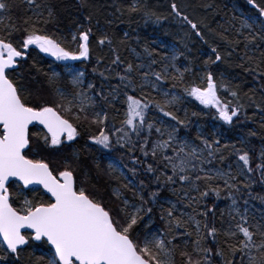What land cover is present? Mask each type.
Returning <instances> with one entry per match:
<instances>
[{"label":"trees","instance_id":"1","mask_svg":"<svg viewBox=\"0 0 264 264\" xmlns=\"http://www.w3.org/2000/svg\"><path fill=\"white\" fill-rule=\"evenodd\" d=\"M6 2L10 5L11 11L4 15L5 20L3 24H0V35H4L3 28L5 24L10 23V17L11 23H14L21 31L14 32L11 36L4 35V38L11 40L14 46L22 51L23 27H25L23 24L24 5L22 0H6ZM37 2L53 6L56 20L44 28L51 38L65 43L62 45L65 48H73L72 32L78 36L79 32L91 29L88 41L89 59L79 61L77 65L84 70L87 82L93 85L90 92L94 97L96 109H102L108 114L107 124L113 147L105 150L98 145L91 146V136L98 135L100 126L91 125L83 120H74L70 115L58 109L61 115L70 119L77 127L79 135L75 140L68 141L64 145L61 144L54 148L44 147L42 137L45 133L40 129H30L31 146L33 149H38L35 158H43L49 163L55 175L63 170L65 162H70L75 169L78 186L83 182L82 186L88 193L101 200L104 206L111 209L114 214L123 205L112 195L113 189H120L123 198H126L130 204L139 205L141 201L134 197L131 190L123 188L122 185L131 183L139 188L144 200L149 201L147 206L153 207V211L146 215L138 225L141 235L156 228L160 233H164L166 238L171 239L173 233H169L166 221L161 220V214L163 209H169L175 205L174 216L180 217L183 213L184 220H187L189 215L195 216L196 220L201 221L202 233L206 232L203 227L205 223L217 229L215 243L212 237H207L205 241L206 246L213 249L212 255L208 258L210 264H224L225 258L233 259L227 255L224 241L225 233L229 230H236L235 225L240 221V216L234 209H238L240 213L246 212L249 224L254 225L264 221V183H262L264 177L260 175L259 170H256V164L260 162L261 151H264V76L259 75L264 71V38H261L264 33V24L261 25L262 30L259 31L254 30L253 25L251 28L242 27L246 17H257L261 22L262 17L259 16L257 10L249 5L247 0H86L83 5L81 0H37ZM257 2L264 4V0H257ZM173 3L179 7L182 14L198 24L204 36L203 40L195 37L194 34L191 37L186 35L192 33V30L187 23L172 13ZM133 4L137 6L138 11H129ZM146 12L153 15L146 16ZM157 17H159L158 20ZM102 38L105 39L103 45L99 43ZM211 47H216L224 59L206 67L204 62L209 56L215 59V53L211 52ZM145 49L152 55L149 56ZM169 49L176 54L177 69L184 72L183 84L173 87L174 82L171 77L178 73L172 70L167 72V79L162 82H156L155 77L151 76L149 79L180 97L171 110L182 120L187 115L186 126L175 125V121L163 117L154 107L148 112V122L157 123L158 120H165L175 125L179 131L176 133L177 140L173 143L174 147L178 142H188L193 144L192 146L198 151L204 150L203 156L210 159L211 163L206 162L201 165L204 172L191 173L193 179L197 174L203 176L209 173L214 176L217 170L235 174L237 165H242V162L237 159L235 150L248 152L254 171L251 175L246 172L243 176H237L236 180L232 181L239 186V193L235 189H227L223 180L214 179L207 183L219 187L220 196L209 193L199 204L193 202L189 205L188 200L198 196L199 193L189 190L185 196V189L189 188L187 184L181 185L179 181L175 184L164 183L166 177L172 174L171 169L164 168L163 162H158L159 157L153 159L151 154L145 157L141 153L139 144L148 135L147 131L137 137L128 129L135 145L133 151L120 148L115 144L117 137L122 135L115 130L122 126L121 121L126 111V105L123 103L125 89L119 77L128 75L139 83L145 72H163L166 66V56L170 55ZM117 57L119 58L118 63H113ZM153 60L156 61L155 64H152ZM46 62L45 58L37 54L35 47H29L26 59L19 60L16 71L12 73V78L17 82L18 87L24 90L23 95L27 97L26 103L37 107L40 105L55 107L59 102L54 88L49 85ZM129 64L133 65V71L125 73ZM137 65H143V67L137 68ZM56 67L58 71H61L59 64ZM185 68L190 71L185 72ZM250 69H255V71ZM206 71L214 74L218 84L223 79L228 88L238 93L237 97H232L222 88L219 89L217 95L222 103L231 101L230 107H236L239 101L244 105L240 108L238 117H234L231 124L220 120L214 108L204 107L183 91L184 87L191 86L205 88L207 85ZM64 76L60 72L56 87L74 92V88L70 87L68 79ZM114 90L117 95L115 100L112 99ZM144 92L155 96L157 100H163L162 96L152 92L150 88H145ZM129 94L139 96L140 89L137 88L135 93L129 90ZM103 97H107V100ZM194 112L198 115H192ZM157 126H159L158 123ZM148 138L149 152L152 141L167 139L166 136L158 137L154 129ZM201 140H207L213 145V149H219V151L215 152L212 157H208V150L204 149ZM216 141H219V144H216ZM167 154L172 155V150L169 149ZM30 155L33 154L30 153ZM105 156L118 164L123 175H118L107 167ZM133 161L136 162L133 163ZM149 164L157 169L155 173H149L146 170ZM130 169H135V175ZM208 169L212 172H207ZM157 176L160 177L159 181L156 179ZM85 177H87L86 182ZM205 183L203 180L197 182L202 191L205 190ZM245 183L251 186L245 188L243 187ZM152 192H159L157 198L159 202L155 205L150 202ZM229 196L236 200L235 205L232 204ZM12 197L13 207H16L21 197L13 194ZM41 197L49 200L37 190L32 201L40 202ZM198 213H206V215ZM148 218L152 220V224L145 228V221ZM186 227L189 232H192L191 236L183 235L184 228L174 229L177 239L173 243L179 245L175 253L176 264H182L185 258L180 255V252L182 250L191 252L192 241L196 238L195 225L189 222ZM251 230L254 231V229ZM238 236L243 239L242 234L238 233ZM256 239L258 240V237ZM230 242L236 243L237 241ZM217 247L225 249L224 258L215 255ZM32 249L48 250L44 242L33 244L29 240L20 252L19 259L12 256L8 262L11 264H43L37 256L31 254ZM203 255V253L200 254L201 257ZM249 255L256 256L258 259L260 253L253 250ZM193 258H197L195 254ZM247 259L248 256H245V262ZM234 261L235 264H241L240 253L236 254Z\"/></svg>","mask_w":264,"mask_h":264},{"label":"snow or ice","instance_id":"2","mask_svg":"<svg viewBox=\"0 0 264 264\" xmlns=\"http://www.w3.org/2000/svg\"><path fill=\"white\" fill-rule=\"evenodd\" d=\"M247 2L257 10L260 17L264 18V4L258 3L257 0H247ZM22 3L25 13L22 47L25 51L22 52L14 46L11 40L4 38V35L11 36L14 32L21 31L14 23H11L10 17V23L3 28L4 35H0V261H7L12 256L19 259L20 252L23 250L21 246L27 245L29 240H32L46 242L51 246L46 257L38 258L43 264H176L175 253L179 245L173 243L177 239L174 229L184 228L183 235L191 236L192 232H189L186 227L191 222L195 225L196 238L192 241L191 252L187 250L180 252V255L185 258L182 264H210L208 258L212 255L213 249L207 247L205 241L207 237H212L213 243H215L217 236L215 227H209L205 223L203 227L206 232L202 233L201 221L196 220L192 215L184 220L183 213L180 217L174 216L175 205H173L169 209H163L161 214V220L166 221L169 233H173L171 239L166 238L164 233L151 232H144L141 237L138 225L146 215L153 211V207L147 206L149 201L144 200L139 188L131 183L122 185L123 188L131 190L134 197L141 201L139 205L130 204L126 198H123L120 189H113L112 195L123 205L114 214L111 209L104 206L101 200L88 193L82 186L83 182L78 186L75 169L70 162H65L63 170L58 171L57 176L43 158H35L38 149H33L31 146L29 125L38 123L46 130V134L42 137L44 147H58L63 143L62 137H66L67 141H73L79 135L77 127L70 119L61 115L59 110L67 113L74 120H83L91 125L100 126L98 135L91 136L93 144L110 150L113 147V141L107 124L108 114L102 109L96 110L92 97L82 90L75 92L74 96L69 99L64 90L56 87L58 73H53L49 77V85L54 88L55 94L59 97V102L55 107L47 105L37 107L26 103L27 97L23 95L24 90L18 87L17 82L12 78V73L18 67V58H26L25 52L29 46L34 45L40 52L54 57L57 61L87 60L89 59L88 41L91 29L79 32L78 52L71 48H65L61 41L51 38L44 28L56 20L53 6L47 3H38L37 0H22ZM85 3L86 0H81L82 5ZM171 10L176 17L190 26L192 33L186 35L191 37L194 34L195 37L204 39L198 24L187 15L182 14L175 3L171 5ZM10 11V5L6 0H0V15L8 14ZM45 11L47 12L46 16ZM129 11L136 12L138 8L133 4ZM29 12L31 15H27ZM145 15L153 14L146 12ZM158 19L159 17H157ZM242 27L251 28L252 25L245 22ZM261 38H264V33ZM72 41L77 42L75 33L72 35ZM99 43L105 44V39H100ZM109 43L111 42L109 41ZM145 52L149 56L152 55L147 49ZM211 52L215 53V59L213 60L209 56L208 60L204 62L206 67L224 59L216 47H211ZM172 59L175 60L176 57L173 56ZM118 61L117 57L113 63H118ZM155 63L156 61L153 60L152 64ZM136 67H143V65ZM65 68L71 76L72 86L79 88L83 83L84 73L75 72L74 74V69L70 65H65ZM250 70L255 71V69ZM132 71L133 65L129 64L125 73ZM176 71L178 74L171 77L174 82L173 87L183 84L184 81V72H180L179 69ZM184 71L187 72L190 69L185 68ZM259 75L264 76V71ZM150 76L155 77L156 82L164 81L167 79V65L163 72H145L139 83L128 75L119 77L125 89L123 103L126 105V111L124 119L121 121L122 126L115 130L122 133L117 137L115 144L120 148L133 151L135 145L128 129L137 137L147 131L148 135L139 144L141 153L145 157L151 154L153 159L159 157L158 162L162 161L164 168L171 169L172 174L166 177L164 183L175 184L179 181L181 185L187 184L189 188L185 189V196L189 190L199 193L198 196L188 200L189 205L193 202L199 204L209 193H213L217 197L220 196L221 189L207 183L214 179L223 180L227 189H235L239 193V186L232 181H235L237 176H243L246 172L251 175L254 171L250 164L249 153L241 152L240 149L235 150L237 159L242 162V165H237L235 174L217 170L214 176L209 173H205L203 176L197 174L193 179L191 173L204 172L201 165L206 162L211 163V160L203 156V149L198 151L188 142H178L177 146H173L177 140L176 133L179 131L175 125L186 126L187 115L182 120L171 110L180 97L176 95L170 97L169 92L165 91L160 84L149 79ZM205 76L207 87H184V93L204 107L214 108L220 120L231 124L233 118L238 117L239 110L244 105L237 101L236 107H230L231 101L222 103L217 92L222 88L232 97H237L238 93L228 88L223 79L218 84L211 71H206ZM92 87V84H88L89 89ZM137 88L140 89L139 96L129 94V90L135 93ZM145 88H150L152 92L162 96L163 100H157L155 96L144 92ZM103 98L107 100V97ZM112 99H117L115 90ZM109 104L111 106V102ZM153 107L163 117L175 121V125L169 124L165 120H158L159 126L157 123L148 122V112ZM192 115H198V113L194 112ZM153 129L158 137L166 136L167 139L152 141L149 152L148 137L152 134ZM201 143L204 145V149L208 150V157H212L215 152L219 151V149H213V145L209 144L207 140H201ZM215 143L219 144V141ZM169 149L172 150V155L167 154ZM135 162L133 161V163ZM109 168L113 169V166L110 164ZM146 170L149 173L157 171L151 164ZM256 170H259L260 175L264 177V151H261L260 162L256 164ZM130 171L135 175V169H130ZM86 179L87 177H85V182ZM156 179L159 181L160 177L157 176ZM201 180L206 182L203 191L197 184ZM12 182H19L17 187L22 184L24 188H28L30 185H40L44 192L50 196V199L45 200L41 197L40 202L25 199L22 207H13L12 192L9 190ZM250 186L249 183L243 185L245 188ZM33 191L37 190L33 189ZM158 196L159 192L150 193L152 205L159 202ZM229 199H232L233 205L236 204V200L231 196ZM193 211L196 210L193 209ZM234 211L240 216V221L235 225L236 230H229L225 233L224 241L227 255L233 259L225 258L224 264H235L234 258L237 253H240L241 264H264V221L254 225L249 224L246 212L240 213L238 209H234ZM198 214L206 215V213ZM26 229L31 230L30 233L22 231ZM238 233L242 234L243 239L239 238ZM232 240L237 242L231 243ZM253 250L260 253L258 259L256 256L249 255ZM201 253L204 254L203 257L200 256ZM193 254L197 258H193ZM215 255L224 258L226 256L225 249L217 247ZM245 256H248L246 262Z\"/></svg>","mask_w":264,"mask_h":264},{"label":"rangeland","instance_id":"3","mask_svg":"<svg viewBox=\"0 0 264 264\" xmlns=\"http://www.w3.org/2000/svg\"><path fill=\"white\" fill-rule=\"evenodd\" d=\"M246 20H245V22H247V23H249V24H251V25H253L254 26V30H262V26L261 25H263L264 24V18H262V20H261V22L257 19V17H254V18H250V17H246L245 18ZM4 20H5V17H4V15H0V24H3V22H4ZM4 26H6V24L4 25ZM72 35H73V32H72ZM71 40H72V36H71ZM78 41H79V35L77 36V42H74L73 43V45H72V49L73 50H75V51H79V49H78ZM62 42V41H61ZM62 45H65V43H63L62 42ZM68 45V44H67ZM35 47V46H34ZM35 50H36V52H37V54L39 55V56H41V57H43V58H45V55H46V53H42V52H40L39 51V49L38 48H36L35 47ZM169 53H170V55L169 54H167V56L166 55H164V56H166L167 58H166V65H167V72H169L170 70H172V71H176V69H177V67H176V59L175 60H173L172 59V57L173 56H175L176 57V54L173 52V50L172 49H169ZM26 55H27V52H26ZM49 56V55H48ZM163 56V57H164ZM46 59V58H45ZM46 67H47V69H48V74H49V77L50 76H52V74L53 73H58L59 75H58V77H57V79L59 78V76H60V72H62V74L63 75H65L64 77H66L67 79H68V83H69V85H70V87L72 88L73 86H72V84H71V76H69V74H68V72H67V70H66V68H65V65H70L73 69H74V74H75V72H83L84 73V70L80 67V66H78L77 65V63H79V61H57L54 57H52V56H49L48 57V59H46ZM81 62V61H80ZM57 64H59L60 66H61V71H58V69H57V67H56V65ZM82 80H83V83L79 86V88H74V92H70V91H67L66 89H63V88H61L62 90H64L65 91V93L68 95V97H69V99H71L73 96H74V94H75V92H77V91H84L85 93H87L90 97H92V99H93V102L95 103V100H94V97H93V95L91 94V92H90V89L88 88V82H87V79H86V75H85V73H84V76L82 77ZM205 87H207V85H205ZM60 88V87H59ZM163 88V87H162ZM22 89V88H21ZM165 91H167L165 88H163ZM168 92V91H167ZM169 94H170V97L172 96V95H176L175 93H170L169 92ZM176 96H178V95H176ZM169 97V98H170ZM198 102V101H197ZM199 103V102H198ZM200 104V103H199ZM95 105H96V103H95ZM209 108V107H208ZM96 110H98L99 111V109H96ZM169 124H170V122H168ZM37 129V128H36ZM63 141V145H64V143H67L68 141L67 140H62ZM189 144H191V143H189ZM91 146H94V147H96L97 145H95V144H93V143H91L90 144ZM191 145H193V144H191ZM104 159H105V161H106V164H107V167L109 168V165L111 164L112 166H113V169H110V170H113L114 172H116L118 175H121L122 174V172L120 171V168H119V166H118V164L115 162V161H112L110 158H108L107 156H105L104 157ZM120 171V172H119ZM205 171V170H204ZM207 172H212V170L211 169H208V170H206ZM58 174V173H57ZM58 176V175H57ZM11 192H12V194L13 195H15V196H20L21 198H20V201H19V203H18V205L16 206V208H20V207H22L23 206V202H24V200L25 199H28V200H32V198L34 197V194H35V191H33V189H31V190H29V191H27V192H24L21 188H20V186L19 187H17V184L16 183H14V184H12V186H11V188L9 189ZM27 193V194H26ZM135 205H138V204H135ZM129 210H131V209H129ZM152 224V220L151 219H146V221H145V225H147V227L148 226H150ZM144 225V226H145ZM148 232H151V233H160V231L158 230V229H156V228H153V229H150ZM143 235V234H142ZM142 235H141V237H142ZM47 247V246H46ZM49 252H50V249H48V250H43V249H32V252H31V254L32 255H34V256H37L38 258L39 257H41V256H44V257H46L48 254H49ZM10 260V259H9ZM9 260H7V261H0V264H11V262L9 263L8 261ZM43 263V262H42Z\"/></svg>","mask_w":264,"mask_h":264},{"label":"water","instance_id":"4","mask_svg":"<svg viewBox=\"0 0 264 264\" xmlns=\"http://www.w3.org/2000/svg\"><path fill=\"white\" fill-rule=\"evenodd\" d=\"M32 46H34V45H32ZM32 46H29V47H32ZM25 50L23 49V52H24ZM25 56H26V52H25ZM46 56L47 57H49L48 56V54H46ZM20 58H18V60H19ZM26 58H24V59H22V60H25ZM33 127H37V128H39V129H41L45 134H46V130H44L43 129V126L42 125H39L38 123H34V124H32V125H29V130L31 129V128H33ZM63 138V137H62ZM61 138V139H62ZM15 183H17V184H19V182H15ZM21 186V188L23 189V191H28L29 189H39L42 193H43V195H46L49 199H50V196L47 194V193H45L44 192V189L42 188V186H40V185H30L28 188H24L23 187V185L21 184L20 185ZM22 231H24L25 233H30V231L31 230H28V229H26V230H22ZM32 241V240H31ZM34 244H39L40 242H38V241H32ZM46 243V242H45ZM46 245H47V247L50 249L51 248V246L50 245H48L47 243H46ZM26 245H24V246H21L22 247V249L25 247Z\"/></svg>","mask_w":264,"mask_h":264}]
</instances>
